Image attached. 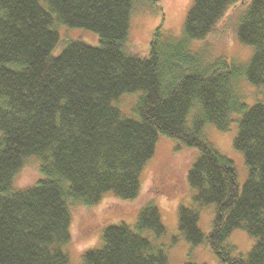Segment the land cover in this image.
<instances>
[{
    "label": "trees",
    "instance_id": "obj_1",
    "mask_svg": "<svg viewBox=\"0 0 264 264\" xmlns=\"http://www.w3.org/2000/svg\"><path fill=\"white\" fill-rule=\"evenodd\" d=\"M138 1L0 0V264H71L63 251L69 205L92 206L106 193L134 199L159 134L199 151L187 181L198 205L215 206L208 235L197 210L178 208L185 240L205 243L224 264H264V102L248 107L236 92L241 77L264 86V0H193L182 36L156 31L145 57L127 50ZM241 1L235 33L252 48L245 65L189 50ZM55 23L92 31L99 45L71 41L52 55ZM139 90L136 119L123 116L112 102ZM232 114L240 116L233 145L248 171L241 190L233 163L202 131L206 124L227 131ZM33 155L42 178L13 190L14 174ZM236 229L256 240L245 259L224 246ZM145 231L165 234L153 204L134 227H105L101 246L84 252L82 264H170Z\"/></svg>",
    "mask_w": 264,
    "mask_h": 264
},
{
    "label": "rangeland",
    "instance_id": "obj_2",
    "mask_svg": "<svg viewBox=\"0 0 264 264\" xmlns=\"http://www.w3.org/2000/svg\"><path fill=\"white\" fill-rule=\"evenodd\" d=\"M44 6L43 0H39ZM193 0H139L135 4L128 30L127 50L130 54L145 57L156 31L162 36L180 38L184 20ZM245 1L232 6L215 26L213 32L202 39L189 41L191 52L203 53L207 61L223 57L227 63L245 65L252 53L250 46L242 44L236 37V24L244 11ZM247 7V5H246ZM58 41L52 55H58L71 41H79L89 46L99 45L96 33L84 28L68 27L55 23ZM236 92L248 107L256 102H264V86H254L245 77L238 79ZM142 91L124 93L112 104L125 117L135 118L134 107ZM239 115L232 114L227 131H219L214 125L203 127L205 139L221 156L233 163L239 190L247 179V167L243 154L235 149L233 141L237 135ZM199 156L196 148L182 142L158 135L154 155L148 160L140 174V189L134 199H121L106 193L92 206L69 205V241L63 246L71 264H82L84 252L101 246V234L105 227L121 222L134 227L139 211L148 204L155 205L160 213L165 234L155 237L150 232H142L154 245L164 249L170 264H224L205 243L191 245L178 229V208L183 206L198 211V227L204 235L212 229L215 206L198 205L194 201L195 190L187 181V174ZM40 158L30 156L12 178L13 190L32 187L42 176L39 172ZM255 239L244 230H234L224 246L231 248L230 257L245 259Z\"/></svg>",
    "mask_w": 264,
    "mask_h": 264
}]
</instances>
